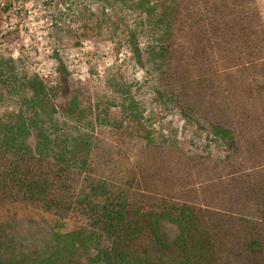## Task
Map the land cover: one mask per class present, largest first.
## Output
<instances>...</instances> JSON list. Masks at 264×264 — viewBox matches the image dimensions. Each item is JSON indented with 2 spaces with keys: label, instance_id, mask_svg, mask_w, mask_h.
Masks as SVG:
<instances>
[{
  "label": "trees",
  "instance_id": "obj_1",
  "mask_svg": "<svg viewBox=\"0 0 264 264\" xmlns=\"http://www.w3.org/2000/svg\"><path fill=\"white\" fill-rule=\"evenodd\" d=\"M94 1L132 18L126 35L144 84L160 106L180 110L203 153L177 158L171 137L154 135L138 83L110 74L118 103L93 105L66 69L50 84L23 60L0 55V209L31 206L55 219L43 250L0 264H264L260 1ZM103 130L140 146L138 173L151 163L147 154L159 167L174 162L172 179L185 174L174 181L179 187L156 191L159 199L136 193L145 177L114 174ZM163 223L176 227L174 239L162 234ZM2 234L0 223V247Z\"/></svg>",
  "mask_w": 264,
  "mask_h": 264
},
{
  "label": "rangeland",
  "instance_id": "obj_2",
  "mask_svg": "<svg viewBox=\"0 0 264 264\" xmlns=\"http://www.w3.org/2000/svg\"><path fill=\"white\" fill-rule=\"evenodd\" d=\"M259 1L264 16V0ZM104 9L94 0H0V55L23 60L30 72L50 84L66 69L70 83L82 89V99L93 105L105 98L112 100L107 87L110 74L138 83L136 96L144 102L147 126L153 129L154 135L160 139L171 137L169 141L177 147L174 153L177 158L201 155L204 144L199 139L193 140L194 128L187 125L180 110L176 106H160L155 102L151 86L144 84L145 72L138 67L135 48L126 35L133 26L132 18L126 14L117 16L108 7ZM144 45L145 41H137L139 49ZM112 101L118 103V100ZM7 109L11 108H4L2 112ZM126 129L124 132H131V127ZM125 134L110 130L101 133L105 143L114 149L111 156L116 166L114 174L122 177L125 172L136 170L139 179L146 180H142L141 188L135 186L133 190L155 199L160 198L156 191L177 189L179 186L174 181L177 176L184 178L185 174L180 172L172 179V171L178 170L174 162L163 161L159 167L147 154L151 163L138 173L136 155L141 148ZM157 173L162 175V181L155 179ZM0 223L3 226L0 260L43 250L55 227L51 216L31 206L13 204L0 209ZM74 226L75 222L69 221L67 230ZM161 232L169 240L178 234L176 227L169 223L162 224Z\"/></svg>",
  "mask_w": 264,
  "mask_h": 264
}]
</instances>
